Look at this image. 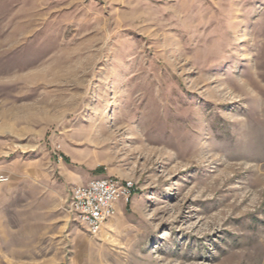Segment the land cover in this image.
I'll return each mask as SVG.
<instances>
[{
    "label": "rangeland",
    "instance_id": "obj_1",
    "mask_svg": "<svg viewBox=\"0 0 264 264\" xmlns=\"http://www.w3.org/2000/svg\"><path fill=\"white\" fill-rule=\"evenodd\" d=\"M0 175V264H264V0H0Z\"/></svg>",
    "mask_w": 264,
    "mask_h": 264
},
{
    "label": "built area",
    "instance_id": "obj_2",
    "mask_svg": "<svg viewBox=\"0 0 264 264\" xmlns=\"http://www.w3.org/2000/svg\"><path fill=\"white\" fill-rule=\"evenodd\" d=\"M9 177L0 175V182ZM133 182L117 177H99L84 185H75L69 195L68 212L74 222L92 236H98L117 212L119 203H129Z\"/></svg>",
    "mask_w": 264,
    "mask_h": 264
}]
</instances>
